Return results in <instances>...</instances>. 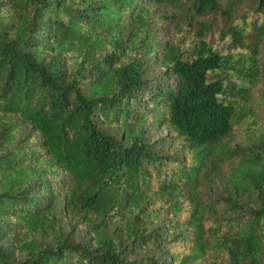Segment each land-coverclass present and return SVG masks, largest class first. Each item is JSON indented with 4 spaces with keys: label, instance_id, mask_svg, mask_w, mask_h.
I'll return each instance as SVG.
<instances>
[{
    "label": "trees",
    "instance_id": "1",
    "mask_svg": "<svg viewBox=\"0 0 264 264\" xmlns=\"http://www.w3.org/2000/svg\"><path fill=\"white\" fill-rule=\"evenodd\" d=\"M263 48L264 0H0V264H264Z\"/></svg>",
    "mask_w": 264,
    "mask_h": 264
},
{
    "label": "rangeland",
    "instance_id": "2",
    "mask_svg": "<svg viewBox=\"0 0 264 264\" xmlns=\"http://www.w3.org/2000/svg\"><path fill=\"white\" fill-rule=\"evenodd\" d=\"M243 8H244V9H248V8H249V4H245V5L243 6ZM242 11H243V9L241 10V12H242ZM160 12H161L162 14H168V13H170L167 9H162V10H160ZM160 12L157 11V13H156V15H155V21H156L157 25H159V26H163V27L161 28L162 31L167 32L166 29H163V28L166 27V21L163 20V16H162V14H161ZM165 35H168V34H165ZM261 52H262V56L264 57V48L261 50ZM256 89H257V87L254 88V91H255ZM244 133H245V131L242 129V127H240V126L235 127V128H234L233 137H232V141H235V142H239V141H241V140L243 139V137H244ZM165 134H166V131H165V130H161V131L158 133V135L156 136V138H159V137H161V136H163V135H165ZM75 238H76V236H75Z\"/></svg>",
    "mask_w": 264,
    "mask_h": 264
}]
</instances>
